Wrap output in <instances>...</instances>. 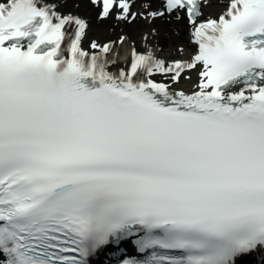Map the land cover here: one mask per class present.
Instances as JSON below:
<instances>
[{"label": "snow or ice", "instance_id": "6c2138e0", "mask_svg": "<svg viewBox=\"0 0 264 264\" xmlns=\"http://www.w3.org/2000/svg\"><path fill=\"white\" fill-rule=\"evenodd\" d=\"M88 2L196 51L113 71L68 0H0V264H264V0Z\"/></svg>", "mask_w": 264, "mask_h": 264}, {"label": "bare ground", "instance_id": "6f19581e", "mask_svg": "<svg viewBox=\"0 0 264 264\" xmlns=\"http://www.w3.org/2000/svg\"><path fill=\"white\" fill-rule=\"evenodd\" d=\"M145 0H133L131 11L141 12V5ZM75 3H79V7H74ZM153 8L161 3V0H151ZM226 0H209L208 4L203 8L204 16L218 14L225 6ZM102 5L96 6L88 2V0H68L67 7L63 11H71L72 13L85 18L89 23L82 44L88 49L93 40L100 44L111 43V52L108 54L113 57L115 64L110 68L115 71L120 67H126L130 62L133 50L145 51L151 50L156 56L168 60L186 59L194 49L191 42V26L187 18L177 20L175 16L164 17L152 21L146 20L141 16H137L132 22L116 19V11H114L106 19H98ZM155 30V31H153ZM121 37L123 41L121 42ZM183 49V52L178 51ZM98 51V50H94ZM156 79H162L157 74ZM195 80V73H193ZM183 87H190L187 82H182Z\"/></svg>", "mask_w": 264, "mask_h": 264}]
</instances>
